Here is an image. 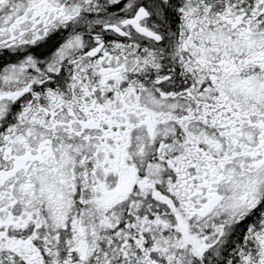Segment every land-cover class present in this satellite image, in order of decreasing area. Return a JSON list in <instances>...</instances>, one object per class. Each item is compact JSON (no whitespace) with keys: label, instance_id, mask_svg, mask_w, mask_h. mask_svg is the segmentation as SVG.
Here are the masks:
<instances>
[{"label":"snow or ice","instance_id":"snow-or-ice-1","mask_svg":"<svg viewBox=\"0 0 264 264\" xmlns=\"http://www.w3.org/2000/svg\"><path fill=\"white\" fill-rule=\"evenodd\" d=\"M0 264H264V0H0Z\"/></svg>","mask_w":264,"mask_h":264}]
</instances>
